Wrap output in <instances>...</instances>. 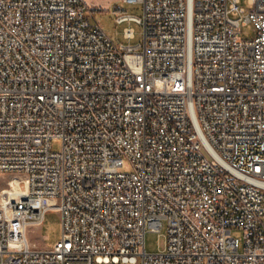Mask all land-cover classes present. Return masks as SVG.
<instances>
[{
    "label": "built area",
    "instance_id": "obj_1",
    "mask_svg": "<svg viewBox=\"0 0 264 264\" xmlns=\"http://www.w3.org/2000/svg\"><path fill=\"white\" fill-rule=\"evenodd\" d=\"M121 1L0 0V264H264V0Z\"/></svg>",
    "mask_w": 264,
    "mask_h": 264
},
{
    "label": "rangeland",
    "instance_id": "obj_2",
    "mask_svg": "<svg viewBox=\"0 0 264 264\" xmlns=\"http://www.w3.org/2000/svg\"><path fill=\"white\" fill-rule=\"evenodd\" d=\"M94 11L95 20L99 22L104 32L111 37L116 44H135L141 40L142 27L134 22L117 23L115 21V7L119 6V11L125 14L140 16L142 14V6L140 4H126L121 0H84ZM240 4L245 9H249L248 0H240ZM125 28H132L134 38L127 39L123 36ZM252 25L248 24L242 28V36L244 38H252L254 36ZM61 142L54 140L52 142V150L59 151ZM125 170L129 169L125 165ZM12 179V175L0 172V190L7 187V181ZM164 232V231H163ZM162 232V233H163ZM231 235L241 238L242 232L236 228L231 230ZM28 239L40 247H52L61 237V218L56 210L46 212L42 224L32 226L28 230ZM164 245V237L161 233L147 231L144 236V248L147 252H155Z\"/></svg>",
    "mask_w": 264,
    "mask_h": 264
},
{
    "label": "bare ground",
    "instance_id": "obj_3",
    "mask_svg": "<svg viewBox=\"0 0 264 264\" xmlns=\"http://www.w3.org/2000/svg\"><path fill=\"white\" fill-rule=\"evenodd\" d=\"M10 185L13 187L14 190H16L18 187H22L21 183L19 182V179L16 177H12L11 180H9ZM1 193H10V195L13 197L14 195H16V192L11 191V189L9 188L8 184L7 187L4 188L2 191L0 190V198H1Z\"/></svg>",
    "mask_w": 264,
    "mask_h": 264
}]
</instances>
